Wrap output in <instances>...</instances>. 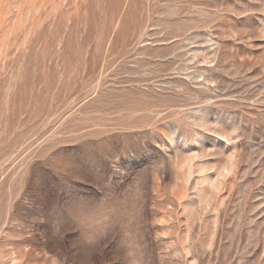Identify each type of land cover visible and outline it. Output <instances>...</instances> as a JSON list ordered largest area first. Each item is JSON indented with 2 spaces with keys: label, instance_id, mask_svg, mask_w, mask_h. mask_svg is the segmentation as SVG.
I'll return each mask as SVG.
<instances>
[{
  "label": "rangeland",
  "instance_id": "rangeland-1",
  "mask_svg": "<svg viewBox=\"0 0 264 264\" xmlns=\"http://www.w3.org/2000/svg\"><path fill=\"white\" fill-rule=\"evenodd\" d=\"M0 264H264V0H0Z\"/></svg>",
  "mask_w": 264,
  "mask_h": 264
}]
</instances>
